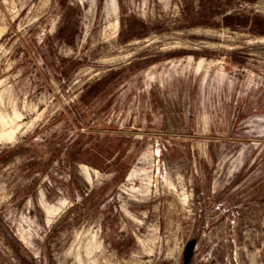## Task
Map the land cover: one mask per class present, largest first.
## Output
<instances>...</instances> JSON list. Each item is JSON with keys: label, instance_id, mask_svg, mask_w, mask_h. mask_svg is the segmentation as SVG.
Returning a JSON list of instances; mask_svg holds the SVG:
<instances>
[{"label": "rangeland", "instance_id": "1", "mask_svg": "<svg viewBox=\"0 0 264 264\" xmlns=\"http://www.w3.org/2000/svg\"><path fill=\"white\" fill-rule=\"evenodd\" d=\"M117 4L0 0V264H264V0Z\"/></svg>", "mask_w": 264, "mask_h": 264}, {"label": "bare ground", "instance_id": "2", "mask_svg": "<svg viewBox=\"0 0 264 264\" xmlns=\"http://www.w3.org/2000/svg\"><path fill=\"white\" fill-rule=\"evenodd\" d=\"M106 8L109 14H118V4L117 0H106ZM118 23V22H117ZM0 119L3 121L4 124H7V120L3 115H0ZM2 135H7L11 137L13 135V131L3 130ZM147 169H133L129 174L128 180H132L138 176L147 175Z\"/></svg>", "mask_w": 264, "mask_h": 264}, {"label": "trees", "instance_id": "3", "mask_svg": "<svg viewBox=\"0 0 264 264\" xmlns=\"http://www.w3.org/2000/svg\"><path fill=\"white\" fill-rule=\"evenodd\" d=\"M229 25L232 26L231 23H229Z\"/></svg>", "mask_w": 264, "mask_h": 264}]
</instances>
